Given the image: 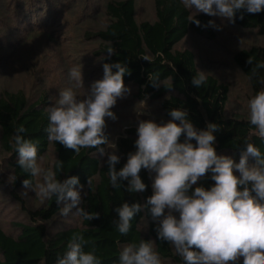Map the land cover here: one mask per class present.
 <instances>
[{"label": "trees", "instance_id": "16d2710c", "mask_svg": "<svg viewBox=\"0 0 264 264\" xmlns=\"http://www.w3.org/2000/svg\"><path fill=\"white\" fill-rule=\"evenodd\" d=\"M152 3V15L141 16L139 0H0V264H56L76 233L88 241L84 251L95 249L102 264H119L122 247L141 240L154 242L162 264H183L170 244L157 239L156 222L150 215L138 213L127 235H121L112 223L116 207L125 201L143 204L152 194L147 170L140 173L146 191L129 193L112 187L107 157H100L96 149L75 153L48 141L44 131L49 122L47 109L61 90L71 86L68 71L74 65H83L84 88L73 89L78 98L102 79L103 63L125 62L131 69V75L124 77L130 95L117 100L112 109L117 119L106 120L110 144L100 146L113 151L111 142H115L121 157L117 170L126 163L128 153L136 151L138 122L166 123L173 108L187 109L197 129H205L208 123L221 126L215 133L218 154L238 161L240 148L251 137L250 142L264 155V139L249 122V101L264 90V67H256L264 64V11L244 12L243 19L238 12L235 23L224 21V27L236 33L228 37L230 31L224 27L219 31L191 23L189 17L196 14L182 0ZM97 18L106 22L99 26L97 20V26H92ZM195 18L202 25L210 19L221 24L220 18L203 13ZM246 32L253 34L251 39L242 37ZM222 35L226 36L223 43ZM190 36L198 41L197 46L185 43ZM200 43L206 44L205 51L214 61H203ZM109 47L115 54L103 60ZM84 49L87 53L81 54ZM248 57L252 64L247 63ZM200 70L206 72L207 81L198 89L191 80ZM235 105L237 110L231 108ZM141 109L145 112L138 117ZM21 125L26 129L24 137L37 144V162L53 168L57 179L77 176L85 185L81 207L98 212L99 219L85 220L74 214L75 209L62 216L55 197L41 201L35 192L21 194L24 179L43 182L17 165L13 137ZM57 159L63 161L62 170L55 167ZM10 174L16 177L12 183L8 182ZM213 184L209 173L193 188Z\"/></svg>", "mask_w": 264, "mask_h": 264}, {"label": "clouds", "instance_id": "9594fccd", "mask_svg": "<svg viewBox=\"0 0 264 264\" xmlns=\"http://www.w3.org/2000/svg\"><path fill=\"white\" fill-rule=\"evenodd\" d=\"M182 3L196 15L203 13L220 18L219 25L212 19L202 25L196 15L189 17L197 27L216 30H222L224 21L235 23L238 12L243 19L244 12L255 15L264 11V0H182ZM106 53L103 60L115 54V49L109 47ZM247 63H253L251 57ZM102 67V79L94 81L83 98H78L73 90L84 88L83 65L69 69L71 86L61 90L47 109L49 122L44 131L49 142H59L75 153L82 148H93L100 157L106 156L113 188L143 193L147 185L140 173L142 169L148 171L152 194L143 204L125 201L116 207L117 217L112 221L116 230L127 235L136 215L146 213L156 222L157 239L170 244L183 264H238L241 258L242 264H264V155L250 142L251 137L245 139L236 161L216 151L215 133L221 129L219 124L208 123L205 129H197L189 120L187 109L173 108L169 111L171 119L166 123L152 119L138 122L136 151L129 152L126 163L117 170L121 157L117 155L115 142H111L113 151L100 146L110 144L105 132L106 120L117 119L112 111L117 100L131 92L124 83L131 69L125 62H105ZM256 67H264V64ZM150 81L154 87H159V83ZM206 81V72L200 70L191 83L199 89ZM249 110L250 125L264 139V90L250 99ZM25 132L21 125L13 137L17 165L33 178L42 177L43 182L33 184L32 179H24L21 194L27 196L29 191L35 192L41 201L55 197L62 216H68L75 209L74 214L85 220L99 219L98 212L81 207L85 185L80 184L77 176L60 180L53 168H43L37 162V144L26 139ZM55 167L62 170L63 161L57 159ZM209 173L214 181L211 187L193 188ZM15 180L14 175L8 176L9 183ZM86 183L91 188V178ZM87 243L82 234H74L56 264H102L95 249L84 251ZM153 244L145 240L138 245L125 244L119 253V264H162Z\"/></svg>", "mask_w": 264, "mask_h": 264}, {"label": "rangeland", "instance_id": "374dc122", "mask_svg": "<svg viewBox=\"0 0 264 264\" xmlns=\"http://www.w3.org/2000/svg\"><path fill=\"white\" fill-rule=\"evenodd\" d=\"M139 4H141V9H139V13H140V15L141 16H149L150 14L152 15V10H153V3H152V0H139ZM141 18V17H140ZM97 20H99L97 23H99V26L100 25H103L105 22H106V20L104 19V18H102V20L100 19V18H97V19H94V20H92L91 21V25L92 26H97L96 24L97 23H95V21H97ZM224 29V31H227V29L230 31V34H227L226 33V35L228 36V37H230V36H232L231 34H236L235 32H234V30L233 29H231V28H229V27H224L223 28ZM220 31V30H219ZM241 35V34H240ZM244 36H246V37H244ZM253 36V34L252 33H250V32H246V34L245 35H242V37L243 38H250L251 39V37ZM225 38H226V36H221V37H219V39H222L221 40V42L223 43V40H225ZM187 45H189V46H192L193 44L195 45V46H197V44H198V41L197 40H195L192 36H190V39H188L186 42H185ZM205 43H200V48L202 49V50H200V51H202V54H203V61L204 62H207V63H210V62H212V61H214L213 60V57L211 56V55H208V53H207V50L205 51V48H204V46L206 45H204ZM186 45V46H187ZM202 46V47H201ZM87 53V50H83L82 51V53L81 54H86ZM218 57H219V60H222L223 61V57L221 56V55H219L218 54ZM90 65V64H89ZM84 69L86 70L87 68H86V66L84 67ZM130 88V87H129ZM131 89V88H130ZM130 95V94H129ZM240 101V100H239ZM244 101V103H245V100H243ZM149 108V106L147 107V106H145V109L147 110ZM233 110H237V108H238V106L237 105H235L234 107H231ZM148 111V110H147ZM145 111L144 110H140V113H138L137 115H139L138 117H140V114H143Z\"/></svg>", "mask_w": 264, "mask_h": 264}]
</instances>
